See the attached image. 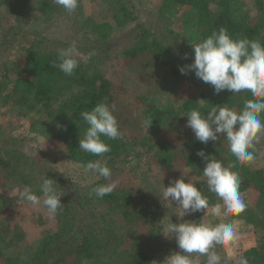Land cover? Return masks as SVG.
<instances>
[{
	"label": "rangeland",
	"instance_id": "1",
	"mask_svg": "<svg viewBox=\"0 0 264 264\" xmlns=\"http://www.w3.org/2000/svg\"><path fill=\"white\" fill-rule=\"evenodd\" d=\"M37 2L38 0H4L0 5V158L6 151H14L35 162L28 185L6 182L0 174V264H10L14 258L22 262L31 254V247L35 248L39 240L54 233L57 225L61 226L57 221L58 214L52 217L42 204L34 206L19 199V192L25 186H30L43 199L39 186L41 177L45 175L57 183V190L64 193L62 198L66 197L75 210L82 211L83 207H88L80 206L85 204L86 194L96 182L104 179L98 174L86 173L85 165L65 157L55 138L61 122L56 113L58 103L51 110L43 109L41 105H34L32 94L27 93L30 75L24 67L25 56L30 47H36L42 53L57 54L59 49L75 43L79 52L77 59L84 66L92 68L94 77L101 73L111 83L125 84L129 93H134L131 90L134 86L130 83L147 86L150 103L162 112L172 113L165 116L158 125H152L146 119L138 124L140 129L142 127L143 136L155 142L167 137L174 138L175 133L186 128L187 122L182 119L183 115L177 114V110L186 100L193 99L201 105H207L209 111L216 106L213 100L216 101L215 96L218 95L210 84L198 79L194 72L182 74L179 70L193 62L194 52L190 46L203 31L200 18L194 9L177 6L162 12L163 0H78L76 10L69 14L50 0L53 12L43 16L37 12ZM259 3L264 8V0H232L230 9L245 23L254 25L262 14ZM21 5L24 7L19 11L18 7ZM210 9L213 12L221 11L214 4ZM88 19L97 26L87 24ZM118 20L126 23L119 27L116 24ZM102 24L108 27L99 31L98 27ZM136 24L142 25L159 42L170 48L176 55V62L169 67H163L156 60L147 58L142 63L123 65L119 51L132 41L131 36L134 34L131 35V30ZM261 33L264 35V28ZM93 51L95 55L88 59V53ZM125 81L130 82L132 87ZM137 93L143 94L142 91ZM207 111L202 113L207 114ZM133 139V133L128 132L121 139L128 152H123L115 160L101 158L100 161L106 162L111 169V180L116 182L115 188H123L132 196L146 198V203L162 217V236L154 244V251L157 253L150 264H163L167 256L181 251L175 236L167 231L171 222L232 224L238 239L234 243L217 244L210 249L220 256V264H229L245 251L257 247L264 233V221L262 209L255 199L241 192L247 204L243 213L215 217L211 214V205L222 204V201L213 193L214 196H206L210 204L206 215L204 211H200L180 217L183 210L171 198L167 200L163 197L164 186H167L161 181L164 177L160 174L158 164L152 159V153L143 152L142 157L139 156L141 154L133 156L132 149L128 148V145L133 144ZM208 143L218 149L229 148L224 136ZM148 144L152 142L149 141ZM148 144L145 146L147 150ZM256 152V159L251 167L253 170H264V138L256 144ZM181 177L185 182L192 180L195 184L205 179L202 169L197 168L185 169L174 180ZM88 212L97 217L101 210L93 205L88 207ZM88 215L91 217V214ZM143 234V228H136L132 233L134 237ZM129 245L126 240L121 246L122 255L112 259L104 256L103 261L91 260L88 264H109V259L115 264H126L125 255L127 256ZM259 253V264H264V251ZM198 259L200 264H206V256H199Z\"/></svg>",
	"mask_w": 264,
	"mask_h": 264
},
{
	"label": "trees",
	"instance_id": "2",
	"mask_svg": "<svg viewBox=\"0 0 264 264\" xmlns=\"http://www.w3.org/2000/svg\"><path fill=\"white\" fill-rule=\"evenodd\" d=\"M231 1L163 0L161 11L167 12L180 6L190 7L197 12L203 31L193 44L207 38L213 31L218 32L221 27L226 28L233 38L258 39L264 44V35L261 33L264 28L262 4H258L262 8L261 17L256 24L249 25L233 14L230 9ZM3 3L4 0H0V5ZM212 4L220 7L221 11L213 12L210 9ZM22 7L24 6L18 7L19 11ZM37 12L43 16L52 13L53 5L50 0H38ZM90 23L97 26L91 19H88L87 24ZM124 23L126 22L123 20L116 22L119 27ZM106 27L108 26L102 24L98 29L99 31L101 28L106 30ZM132 34H134L131 36L132 41L119 51V57L122 62L124 61L123 65L142 63L147 58L156 60L163 67H169L176 62V55L171 49L159 42L155 35L144 29L142 25L136 24L131 30ZM190 48L193 50L192 45ZM57 63V54L42 53L36 47H30L25 56L24 67V70L30 75L27 93L32 94L34 105H41L43 109L51 110L55 103H58L56 113L60 116L61 122L55 138L65 157L70 161L86 165L89 161L101 158L115 160L121 157L123 152H128L124 146L126 144L121 139L108 140L105 138V142L111 146V151L103 156H95L79 148L80 138H83L88 127L80 114L90 111L100 102L109 105L114 103L117 106L114 115L118 120L122 138L128 132L133 133L134 142L128 145V148L132 149L133 156L141 154L139 156L142 157L143 152L152 153V159L158 164L160 174H163L164 177L161 181L166 186L170 185V181L180 176L187 168L203 170L205 162L196 154L202 149L206 155H213L225 165L235 164L232 170L238 173L241 179L240 192L247 193V197L250 196L256 200V204L262 209V220L264 221L263 169L253 170L251 163L243 165L236 163V158L231 154L229 148L218 149L209 143H201L195 139L194 133L187 126L184 130L175 133L174 138L167 137L160 142L143 136L142 127L141 129L138 127L142 119H146L152 125H158L163 122L165 116L172 115L171 112H162L156 109L150 103V91L147 86L142 87L140 83L133 84L125 81L129 87L134 86L131 89L134 90V93H129L125 84L111 83L101 73L94 77L92 68L86 67L80 62L79 67L70 76L60 71ZM140 91L143 94L137 93ZM247 99H252L247 90L236 94L225 90L215 96L216 101L213 100V102L216 106H227L240 111ZM193 109L206 112L209 107L199 104L196 100L188 99L177 110V114L183 115L182 119L187 122V116L184 115ZM125 132L127 133L124 135ZM149 141L152 144L149 145ZM147 144L149 150L145 149ZM34 166L35 162L30 158L14 151H6L0 158L2 179L14 184H30L28 179ZM104 183V179L96 182L86 194L85 204H80V206L94 205L99 208L101 213L97 217L88 212V207H83L82 211L75 210L66 197H61L62 206L57 212V221L61 226L57 225V230L54 233L39 240L35 248L31 247L32 252L28 258L22 262L14 258L15 260L10 264H88L91 260L103 261L104 256L112 259V257L122 255L121 246L126 240L130 244L127 256L125 255L127 257L126 264H150L157 253L154 251V244L157 239H161L164 228L161 215L146 203V198L132 196L123 188H115L111 194L97 198L92 193V189ZM195 185L203 195L214 196L208 190L206 178L197 181ZM85 210L88 213L84 212ZM88 214H91L92 218ZM197 217L199 216L197 215ZM254 224L257 226V223ZM136 228H143L145 234L134 237L132 233ZM125 234L126 236H124ZM260 251H264V233L259 239L257 247L245 251L241 256L246 257L249 264H259ZM240 257L229 264H238ZM109 264H115V262L109 259Z\"/></svg>",
	"mask_w": 264,
	"mask_h": 264
},
{
	"label": "clouds",
	"instance_id": "3",
	"mask_svg": "<svg viewBox=\"0 0 264 264\" xmlns=\"http://www.w3.org/2000/svg\"><path fill=\"white\" fill-rule=\"evenodd\" d=\"M67 13H73L78 0H53ZM194 60L181 67L182 74L192 71L204 83L210 84L215 94L229 91L233 94L247 90L252 99L244 101L240 111L229 107L213 106L207 114L197 109L189 111L187 127L194 133L195 139L207 144L210 140L217 141L224 136L228 142L229 151L238 164H248L256 159V144L264 138V44L260 40L248 38H233L226 28L213 31L207 38L192 44ZM95 52L88 53L90 59ZM79 52L75 43L57 52V67L65 75H73L79 67L77 57ZM187 59V54H185ZM117 106L100 102L90 111L80 115L86 122L83 138H80L79 148L95 156L111 151L108 140L122 139V133L116 116ZM197 156L203 158L205 167L202 170L206 178L208 190L222 201L209 204L208 198L202 194L192 180L185 182L184 178L170 181V186L163 189V197L171 198L182 209L180 217L204 211L210 208L215 217L239 215L247 204L240 192L241 179L232 169L235 164L225 165L213 155H206L199 150ZM84 171L98 174L105 183L92 189L97 198H103L113 192L116 182L111 180L112 172L106 162L89 161ZM57 183L45 175L41 177L39 191L43 199L30 186H25L19 192V199L39 206L43 205L50 216L55 217L61 209V197L64 193L57 190ZM223 208V211H222ZM167 231L175 236L180 252L167 256L163 264H200L199 256H206V264H220L221 258L210 251L214 245L234 243L238 237L230 223L205 224L186 221L170 223ZM193 254H196L195 256ZM238 264H249L246 257L241 256Z\"/></svg>",
	"mask_w": 264,
	"mask_h": 264
}]
</instances>
